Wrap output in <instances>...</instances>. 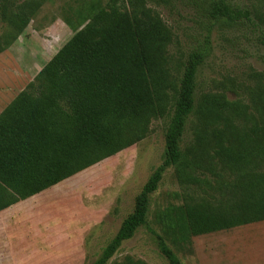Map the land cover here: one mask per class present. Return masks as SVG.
<instances>
[{"label": "trees", "instance_id": "16d2710c", "mask_svg": "<svg viewBox=\"0 0 264 264\" xmlns=\"http://www.w3.org/2000/svg\"><path fill=\"white\" fill-rule=\"evenodd\" d=\"M44 1L1 0L0 53ZM210 14L252 20L228 0L215 1ZM75 20L74 35L0 113V211L116 155L144 139L152 120L168 118L162 163L92 264H109L142 227L169 264H184L175 248L193 250L194 237L264 221V120L244 126V104L200 92L209 39L178 74L169 28L146 0L90 4ZM173 167L186 191L160 212L158 231L152 196Z\"/></svg>", "mask_w": 264, "mask_h": 264}, {"label": "rangeland", "instance_id": "374dc122", "mask_svg": "<svg viewBox=\"0 0 264 264\" xmlns=\"http://www.w3.org/2000/svg\"><path fill=\"white\" fill-rule=\"evenodd\" d=\"M107 1L43 2L27 27L0 53V113L74 35L68 20L75 24L78 10ZM215 1L146 3L169 28L176 72L183 71L188 54L204 48L208 38L210 54L201 68L200 92L226 93L244 104L249 119L244 126L261 125L264 0H228L232 7L249 10L251 21L213 18L210 10ZM1 5L0 0V9ZM2 26L13 32L6 21ZM167 123L168 118L152 120L144 139L23 202L13 214L0 213V264H92L162 163ZM185 191L177 169H168L152 196L150 222L158 231L160 212L169 203H180ZM175 249L184 264H264V221L196 236L193 250ZM129 257L145 264H169L145 227L123 243L109 264H125Z\"/></svg>", "mask_w": 264, "mask_h": 264}, {"label": "crops", "instance_id": "0c3cea01", "mask_svg": "<svg viewBox=\"0 0 264 264\" xmlns=\"http://www.w3.org/2000/svg\"><path fill=\"white\" fill-rule=\"evenodd\" d=\"M40 194V193H39ZM39 194H36V195H34V196H32V197H30V198H28V199H25V200H22V201H19V202H17V203H15V204H13L12 206H10V207H8V208H6V209H4V210H2V211H0V213H8V214H13V210L15 209L16 211H18V209H17V207H20L21 205H22V203L23 202H26L27 200H30V199H34L35 197H37ZM16 223H18V219L16 220H14ZM17 226L19 227V225L17 224Z\"/></svg>", "mask_w": 264, "mask_h": 264}]
</instances>
